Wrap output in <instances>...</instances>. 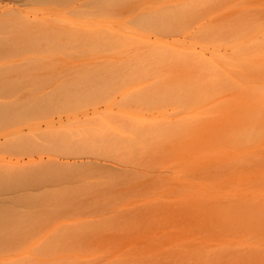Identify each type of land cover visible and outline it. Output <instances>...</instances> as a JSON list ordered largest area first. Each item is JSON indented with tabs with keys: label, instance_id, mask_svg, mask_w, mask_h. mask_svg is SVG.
Segmentation results:
<instances>
[{
	"label": "rangeland",
	"instance_id": "374dc122",
	"mask_svg": "<svg viewBox=\"0 0 264 264\" xmlns=\"http://www.w3.org/2000/svg\"><path fill=\"white\" fill-rule=\"evenodd\" d=\"M93 1L98 0H0V106L13 109L9 118L3 117L6 111L0 113V173L13 167L38 170L26 176L32 181L0 183V212L6 217L0 223V264L20 259L28 261L21 264H47L42 248L49 242L71 244L70 253L56 254L64 264H145L151 259L163 264H264V113L256 121L248 105L253 94L246 89L239 92L245 98L240 107L232 100L227 107L231 118L214 112L197 120L192 130L160 140L152 134L142 140L138 130L171 126L179 114L170 103H143L147 86L139 82L114 79L104 86V97L82 95L83 100L80 95L64 109L55 97V109L45 111L44 106L40 113L36 110L37 117L26 114L30 107L20 106L45 104L38 97L47 91L37 96L33 85L61 90L74 76L118 57L115 51L81 56L77 32L92 28L120 35L122 21L178 0L124 1L125 7L96 23L78 14ZM206 1L200 12L204 19H192L193 33L186 42L200 23L236 17L241 9L264 21V0ZM30 25H40L44 37L51 38L31 42L26 33L14 32ZM180 33L165 35L167 42H182ZM146 35L154 42V32ZM203 47L198 44L196 51L209 58L210 45ZM263 84L251 80L254 88ZM131 97L134 101L127 102ZM257 98L264 106V97ZM17 113L21 119H10ZM64 124L78 126L77 136L67 143L58 133ZM254 125L261 135L253 134ZM239 130L241 139L235 135ZM44 131L49 137L57 131L59 139L50 137L53 143L47 136L46 142Z\"/></svg>",
	"mask_w": 264,
	"mask_h": 264
},
{
	"label": "bare ground",
	"instance_id": "6f19581e",
	"mask_svg": "<svg viewBox=\"0 0 264 264\" xmlns=\"http://www.w3.org/2000/svg\"><path fill=\"white\" fill-rule=\"evenodd\" d=\"M124 1L128 0L89 2L79 8L78 14L83 19L91 20L92 23L101 22L109 19V14L114 9L125 7L127 3H124ZM207 4L206 0H178L170 4L161 3L143 14H138L126 21H122L121 25L124 32L120 35L104 33L92 28L77 32L75 35L76 52L81 56L87 53L97 55L115 51L118 57L112 61L104 62V64L94 65L93 67H97V69L88 72V74L84 73L74 76L72 83H70L72 88H69V83L68 85L65 84V88L63 85L61 88L59 87L61 90L56 87L54 91H51L52 89L47 90L49 87H40L41 89H38L39 86L33 85V88L37 87L35 88L38 91L37 96H40L38 93L42 89L45 92L47 91L45 95L43 93L44 96L41 94L44 99L41 97H38V99L36 96V99L42 101L41 105L44 102L45 104L42 107L38 106V109H32L28 104L20 106L26 109L30 107L28 108L29 112L27 111L26 114H30L31 117H33L32 115H38V110L44 106L43 110L46 107L49 111H51L50 108L54 110L53 103L57 104L58 102L56 101H60L59 105L62 102L61 105L63 106L60 105V107L64 109L66 105H72L73 102L70 103V101L80 100V95L85 96L86 98L84 99H93V96L96 95L104 97L106 95V91L103 90L104 86L116 79L127 83L139 82L145 84L147 87L145 88L146 92L143 90L145 93H142L143 103L148 104L153 100L155 101L153 104L159 103L158 105L170 103L173 106L172 112L179 114L178 118L172 120L171 126L155 124L149 130H146L143 126L144 130H138V137L142 138V140H145L148 134H152L154 139L159 138L160 140L169 133L175 135L190 131L197 120L209 114L213 115L214 112L221 111L220 114L225 112L231 118L232 113L227 111L229 109L227 107H231V100L234 102V107H240V102L245 99L240 97L242 93H239L243 89L253 94L252 97L249 96L250 103L248 105L256 121H258L260 115L264 113V106L257 97H264V84L261 88H254L251 86V80L257 78L264 83V21L261 23V20L253 14L246 15L244 14L245 10L241 9L236 13V17L217 20L209 26L205 25V23H200L197 26V36L195 35L189 42H186L185 39L190 38L193 33L189 31L192 19L195 21L203 20L204 18L201 17L200 12ZM39 26H24L26 29L15 28L14 32L18 31L21 35L26 33V36H30L31 42H37L41 38H48L44 37L43 34L46 30L41 26L42 29L40 30ZM150 31L155 33V39L152 43L146 35V32ZM177 32H181L180 34L183 35L184 40L180 42L173 39L172 42H167V36L165 35L168 34L175 37ZM198 44H200V48L210 45L212 50L209 58H205L202 53L196 51ZM221 48L225 53L228 52V55L222 53ZM73 84L76 85V90ZM253 89L260 90L256 92ZM49 91H51L50 94ZM140 92L142 90L138 93L142 95ZM83 96L81 99H83ZM55 97L56 101H54ZM45 98L48 104H46ZM226 100L227 102H225ZM133 101L132 97L127 100L129 103ZM68 106L67 108L71 107ZM0 109H2L1 106ZM31 109L35 114L31 113ZM12 110H9V112L11 111L12 113ZM43 110L42 113L44 112ZM2 111L4 113L6 111L3 117L9 115L7 109H2L0 113ZM21 115L19 116L17 113L14 117L10 116V119H15L16 116L22 118ZM37 115L34 117H37ZM4 119L2 120L4 121ZM16 120L14 121L16 122ZM77 129L78 126L75 125L70 127L65 124L60 125L59 130L57 129L58 133L62 132L61 134L59 133L60 137L62 135L60 141L67 143V141L73 140L72 135L73 137L74 135L77 136L75 133ZM47 131L46 133L44 131L45 135L48 133ZM251 131L255 136L260 134L257 125L252 126ZM50 133L52 134L49 130ZM49 134L44 135L46 139L44 137L42 139L44 138L47 142L48 138L51 139L50 137L53 136L50 135L49 137ZM55 135L53 136L54 139ZM235 135L240 139L242 137L240 130ZM59 136H57L58 139ZM55 140H52L53 143H55ZM52 141H49L50 144H53L51 143ZM34 167L23 170L19 167H13L3 171L0 173V183L6 182L5 184L12 183L14 185L32 181V178H27L26 176H32L38 171ZM10 178L12 180L8 181ZM14 220L18 221L19 219L14 218ZM1 222H6V217L0 212ZM150 231L152 230L150 229ZM164 233L165 231H163V235ZM70 245L68 242H49L44 244L42 251L48 257L47 264H64L61 260L62 258L56 256V254L63 251L70 253L72 251L71 247H69ZM20 261L24 262L26 260L20 259L15 263L19 262L21 264ZM148 262H145V264H163V260L154 261L151 259ZM116 264H140V262L127 260Z\"/></svg>",
	"mask_w": 264,
	"mask_h": 264
}]
</instances>
